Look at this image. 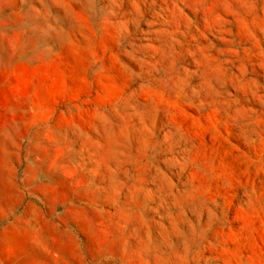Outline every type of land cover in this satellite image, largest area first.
<instances>
[{
    "label": "rangeland",
    "instance_id": "obj_1",
    "mask_svg": "<svg viewBox=\"0 0 264 264\" xmlns=\"http://www.w3.org/2000/svg\"><path fill=\"white\" fill-rule=\"evenodd\" d=\"M0 264H264V0H0Z\"/></svg>",
    "mask_w": 264,
    "mask_h": 264
}]
</instances>
